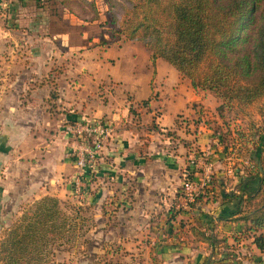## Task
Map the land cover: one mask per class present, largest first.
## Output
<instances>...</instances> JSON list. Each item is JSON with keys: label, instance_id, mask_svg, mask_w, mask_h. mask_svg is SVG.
Here are the masks:
<instances>
[{"label": "crops", "instance_id": "obj_1", "mask_svg": "<svg viewBox=\"0 0 264 264\" xmlns=\"http://www.w3.org/2000/svg\"><path fill=\"white\" fill-rule=\"evenodd\" d=\"M47 5L45 0H0V196L74 197L88 206L94 220L90 237H114L122 243L153 237L148 239L151 257L156 250L162 253V248L155 250L154 237H190L207 244L193 226L217 237L229 234L232 201L206 200L213 192L233 188L232 139L224 144L212 134L213 122L219 130L223 127L216 111L210 122V109H204L211 96L161 57L151 62V51L140 41L102 45L112 39L103 26L87 42L70 36L100 22L99 8H92V20H82L76 30H53L47 20L57 15ZM74 12L63 6L60 16L79 18ZM108 45H116L117 54L127 48L146 55L150 73L143 94L127 79L130 67L109 56ZM68 53L74 58L68 59ZM112 80L128 93L118 86L106 91ZM93 117L110 120L112 133L82 173L74 161L77 143L67 128ZM200 156L212 163L216 183L211 181L198 194L201 198L196 195L186 207H177L183 202L178 198L183 183L202 177L203 163L194 162ZM236 159L247 164L244 157ZM178 243L189 254V243ZM178 250L171 246L168 253L181 258Z\"/></svg>", "mask_w": 264, "mask_h": 264}, {"label": "trees", "instance_id": "obj_2", "mask_svg": "<svg viewBox=\"0 0 264 264\" xmlns=\"http://www.w3.org/2000/svg\"><path fill=\"white\" fill-rule=\"evenodd\" d=\"M125 1L136 20L130 25V17L124 18L130 23L128 28L116 27L111 35L124 34L126 39L142 42L151 51L152 62L157 57L166 59L180 74L189 78L194 88L210 91L220 98L217 111L224 121L220 113L224 106L243 109L264 100V0ZM108 2L111 7L118 3L117 0ZM112 14V20L116 21L117 12L112 11ZM146 102V99L140 101L144 105ZM261 114L264 116V103ZM223 126L226 129L219 130L216 125L212 127V134L224 144L232 139V149L238 143L235 152L244 156L247 164L241 168L240 173L243 174L232 190L213 192L206 200L220 198L225 203L235 200L232 214L237 213L235 219L243 222V235L252 236L251 241L262 251L264 118L249 133H244L239 127L235 131L231 125ZM212 181L216 183L214 178ZM254 198H258L256 205L246 207ZM33 206L30 215L22 218L0 239L3 264H40L56 245L69 238L66 231L72 233L81 227L77 215L73 216V222L67 223L68 215L56 196L43 195ZM79 209L76 207L74 211L77 213ZM192 229L209 248L220 241L216 233L194 226ZM202 264L243 263L222 256H207Z\"/></svg>", "mask_w": 264, "mask_h": 264}, {"label": "rangeland", "instance_id": "obj_3", "mask_svg": "<svg viewBox=\"0 0 264 264\" xmlns=\"http://www.w3.org/2000/svg\"><path fill=\"white\" fill-rule=\"evenodd\" d=\"M45 1H48L47 6L49 8L48 10H51V14H54L55 12V15H57V18L51 17L47 20V24L49 25L48 27L53 30H76L80 27L79 23H83L82 20H92L91 18L94 13V11L91 10L92 8L95 11L97 8L100 9L101 14L98 15L97 19L100 20V22L94 24V27L89 28L88 30L90 31L85 30L82 33L70 35L72 37H76L80 42H87V40H90L91 35L94 33V29H98L99 26H103V30L108 28L110 34L112 29H116V27H123V29L128 28L130 23L124 20V18L127 17L129 19L130 17L132 20L130 25H132V23L136 20L133 16V10L129 8L125 0H117L118 3L114 4L113 7L110 6L108 0ZM88 2L91 3V6ZM63 6L75 9L74 13L77 14L79 18H66V15L64 14L60 16ZM112 11H116L118 14V19L116 21L112 20ZM111 36L112 39L103 41L104 43H102V45L109 44L110 42L118 39L127 40L124 34L116 33ZM106 48H110L108 50L109 56H114L113 58L122 62L123 65L127 66V68L130 67L127 72V79L131 85L137 86L136 90L138 94H143L145 85L144 80L150 73L149 67L145 64L146 55H141L140 53L136 55L130 52L127 48L123 49L121 54H117L116 45H108ZM145 49L146 51H149L147 48ZM70 54L71 53H68L67 58H74V56H70ZM161 59L167 65L174 68L167 60L162 57ZM115 67L118 69V64ZM115 74L118 75V73ZM116 86L121 89L123 94L128 93L125 89L120 88L118 82L113 80L106 83L105 90L107 91V87L115 88ZM206 93L209 94L211 98L207 101L208 108L205 107L204 109H210V114L207 113V115L208 118H211V121L210 119L208 121L213 122L214 120L211 117V114L215 111L218 113L217 106L221 103V99L210 91H206ZM263 103L264 100L261 99L257 102L251 103L243 109H236L232 105L231 107L224 106L220 112L225 119L224 121L220 117L222 119V123L225 126L231 125L234 127L233 129H235V131L238 129L237 127H239V129H242L244 133H249L250 129L256 127V124L262 123V119L264 118L263 114H261ZM226 121H228V123ZM223 124H221V127L226 129ZM211 125L215 126L214 122ZM247 142L250 141L248 140ZM238 145L239 144L237 143L234 149H232V186L235 185L233 183L235 180L236 183L238 182L240 174H243L240 173L241 168L243 167L242 162L236 159V157H244L237 155L235 152ZM241 145L243 146L245 143H242ZM233 160L236 162L234 163ZM237 162L238 164H236ZM239 162L241 164H239ZM1 182L2 180H0V187H2ZM13 194L14 193L11 192L9 194H5L4 196H0V198H3L2 201L0 200V239H2L6 233L10 231V229L15 227L17 222L27 215H30L31 210L34 207V202L39 199V197L32 199L28 196L25 197L23 194ZM59 200L60 207L68 215V218H66L67 223L73 222V216L77 215V221L80 222L81 227L74 229L72 233L70 231H66L69 238L64 240V242L60 245H56L53 251L48 254L47 259L40 264H202L207 256L211 258L214 256H222L227 260L240 261L243 264H264V249L261 251L255 246V244L251 241L252 236L243 235V226H241L239 221L235 219V217H237V214L235 213L234 215L232 214V229H229V234L227 235L226 233L221 235L218 234L220 241L215 247L209 248L207 244H199L198 242L191 241L190 237H177L176 240H179L178 242L189 243L185 247L189 248V254H185L186 252H183L184 249L181 248V244L175 242L176 240H173V237H160L159 240H157L159 237H154L156 243L155 250L156 248H162V253H159L156 250V259H153V257L148 255V239L151 241L153 237H141V241L139 240L138 243H135V240L133 242L128 241L122 243L120 242L121 240H117L114 237H90V227L92 226L94 220L92 221L90 218V214L87 211L88 206H86L83 202H78L74 197H64L59 198ZM257 202L258 198H254L246 207L252 208ZM235 206L236 202L233 200L232 209L235 208ZM76 207H80L77 213L74 211V208ZM171 246H174L175 248L178 246V251H182L183 256L179 258L169 255L171 252ZM206 252L207 254H205ZM161 255L164 256L160 257ZM0 264H3L1 260Z\"/></svg>", "mask_w": 264, "mask_h": 264}, {"label": "built area", "instance_id": "obj_4", "mask_svg": "<svg viewBox=\"0 0 264 264\" xmlns=\"http://www.w3.org/2000/svg\"><path fill=\"white\" fill-rule=\"evenodd\" d=\"M67 132L70 137L76 141V147L73 149L74 161L76 166L82 170V173L93 165L104 140L112 133V122L110 120H102L101 118H82L71 123ZM199 157L194 162L203 163V173L201 179H187L179 193L177 207H186L190 200L201 193L204 188L211 183L212 163ZM206 160V161H205Z\"/></svg>", "mask_w": 264, "mask_h": 264}]
</instances>
